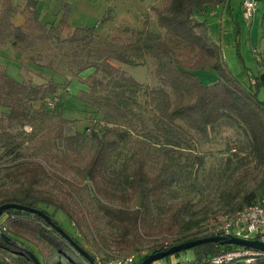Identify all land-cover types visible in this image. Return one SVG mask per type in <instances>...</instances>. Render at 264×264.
Returning <instances> with one entry per match:
<instances>
[{
	"label": "trees",
	"instance_id": "obj_1",
	"mask_svg": "<svg viewBox=\"0 0 264 264\" xmlns=\"http://www.w3.org/2000/svg\"><path fill=\"white\" fill-rule=\"evenodd\" d=\"M2 1L0 107L10 109L7 118H26L27 115L16 111L14 103L19 104L23 101V96L41 99L48 88L54 91L59 83L53 81L54 83L41 86L25 84L11 77L7 71L1 69V47L10 42L19 57L28 55L32 64L44 68L39 60L35 59H40L43 55L40 48L55 43L69 44L77 48L73 55L79 72L94 69L85 80L89 91H83L78 99L82 101L85 109L93 108L102 113L104 126L91 133L67 135L65 125L74 124L76 120L60 116L58 119L60 129L54 137L53 144L55 141H62L67 145L64 148L75 154L80 152L88 141L92 142L93 154L87 164L78 167L76 171L83 181H90L96 192L103 195L104 191L98 180L99 174L104 172L122 145L130 147L134 143L136 150L130 157L133 162V173L129 181L130 192L125 195H114V198L127 204L136 199L137 206L135 209L103 206L109 222L125 231V237L118 245L125 243L134 245V239L144 238L142 226L164 222L167 219L171 222L164 223L165 230L168 234L174 235L177 232L175 226L181 224L183 215L192 213L194 205L190 200H184L173 207H169L167 201L173 187L187 181V177L179 168L180 165L172 161L168 148L192 143V132L208 138L211 127L219 124L224 118H231L249 135L251 154L264 167V100L260 98V93L264 89V73L255 76L253 84L245 85L239 81L225 62L221 40L214 36L208 21L199 18L200 11L227 5L230 0H166L163 6L154 9L160 31L154 32L149 28L134 30L126 27L130 32L127 41L118 35L109 39H98L95 27H76L70 38L62 39V29L72 10L71 5L66 2L61 5L63 15L59 24L48 26L36 17L40 1L26 0L21 12L24 24L16 25L11 19L20 12V7L15 5L13 0ZM239 26L238 24V33H241ZM262 26L264 28V17ZM82 52L85 53L82 55ZM138 56H149L155 60L161 87L151 88L144 85L113 63L140 64L135 59ZM261 66L264 68V55ZM204 70L214 71L218 79L212 83H205L196 73ZM98 73L104 75L97 78ZM140 96H145L154 109L151 119L157 133L149 134L151 140L123 143L119 137L117 139L114 136L115 128L112 125H131L130 119L135 117L134 108L139 105ZM41 116L44 114L41 113ZM31 118L33 119V116ZM2 127L0 118V130ZM162 141L161 148L167 150L164 152L167 161L165 160L157 171L150 173L146 161L152 154L148 148ZM0 142H3L2 146L8 153L15 150L8 131H0ZM65 149H62V152L68 156ZM24 176H29L30 179H23ZM38 176L51 175L39 164L26 167L15 174L12 177L13 183L9 186L0 184V207L6 204H19L44 211L86 250L94 261L81 253L43 216L22 209L8 208L0 215V264H36L31 254L37 257L40 264H110L111 262L98 261L71 231L60 224L56 218L60 210L68 216L71 215L55 197L39 187ZM240 198L234 212L251 205L259 198H264V176L259 187L241 195ZM42 206L53 207L54 212L50 213ZM77 216L78 220H84L81 213H77ZM214 236H217L215 231L200 230L172 239L167 247L163 244L153 245L150 247V254L132 264L142 263L153 253ZM33 246L39 251L37 252ZM240 249L256 254L239 256L223 262L216 261L218 256ZM188 250L192 251L191 256L182 255ZM172 259L176 261L172 262ZM159 261H165V264H264V251L235 244L205 242L168 255ZM151 264H157V261Z\"/></svg>",
	"mask_w": 264,
	"mask_h": 264
},
{
	"label": "rangeland",
	"instance_id": "obj_2",
	"mask_svg": "<svg viewBox=\"0 0 264 264\" xmlns=\"http://www.w3.org/2000/svg\"><path fill=\"white\" fill-rule=\"evenodd\" d=\"M99 1L43 0L39 3L40 10L37 9L36 17L45 25L56 26L63 15L61 5L66 2L72 7L71 14H74L76 8L82 13L81 17H86L85 11L90 7V21L82 27H95L98 39H109L118 35L127 41L130 32L126 27L134 30L149 28L154 32L160 31L154 9L163 6L166 0H116L120 2L119 5L109 7L106 11L104 9L102 12L100 6L109 0ZM243 1L230 0L227 5L200 11L199 18L206 19L214 36L221 40L222 53L228 68L239 81L248 85L253 84L255 76L264 73L261 66L264 55L262 26L264 0H256V10L247 20L243 16ZM13 2L20 7V12L11 20L16 25H22L24 17L21 12L26 0ZM2 4L3 1L0 0V11ZM125 11L130 12V19L127 18ZM223 13L224 18L221 19ZM226 19H229L227 23ZM238 24L241 33H238ZM74 30L66 36L64 27L62 39L70 38ZM10 44L1 51V69L7 71L8 75L25 84L46 86L53 81L59 84L54 91L48 88L41 99L23 96V101L19 104L14 103L16 111L27 115L26 118H7L10 109L0 107L3 126L0 131H8L15 146V150L8 153L2 146L3 142H0V184L9 186L13 183L12 177L24 168L43 165L51 176H38L39 187L55 197L71 215L68 216L60 210L56 214L57 220L71 231L98 261L106 263L132 256L136 263L150 254V247L153 245L163 244L167 247L172 239L200 230L215 231L229 215L239 211L233 210L238 206L241 195L259 187L264 176V167L251 154L249 135L233 119L224 118L219 124L211 127L208 138L192 132V143L168 148L172 161L180 165L181 172L187 177L185 183L173 187L168 195V206L173 207L184 200H190L194 205L192 213L184 214L181 224L175 226L177 232L174 235L166 232L165 224L171 222L167 219L164 222L142 226L144 238L134 239V245L127 243L118 245L125 237V231L109 222L103 206L130 209L137 206L136 199L127 204L114 198V195H125L130 192L129 181L133 173V162L130 157L136 150L134 143L130 147L122 145L104 172L99 174L98 180L104 194H98L93 184L90 181H83L76 171L78 167L85 166L93 154L92 142L88 141L84 148L75 154L65 149L67 145L62 141H55L53 144L54 137L60 129L58 126L60 116L76 120L74 124L65 125L67 135L91 133L104 126L102 113L93 108L85 109L82 101L78 99L83 91H89L85 80L94 69L79 72L73 55L77 48L69 44L55 43L40 48L43 55L40 59H35L39 60L44 68L32 64L28 55H22L17 59L14 52L16 49L12 45L13 50ZM135 59L140 64L113 63L140 83L151 88L161 87L155 60L149 56H138ZM196 73L205 83H212L218 79L217 74L211 70ZM103 75L98 73L97 78ZM260 98L264 100V89L260 93ZM50 103L53 105L50 106ZM138 104L134 108L135 117L130 119L131 125H112L115 128L114 136L117 139L119 137L123 143L151 140L149 134L157 133L151 119L154 109L145 96H140ZM41 113L44 116H41ZM162 146L163 141L148 148L152 154L146 161L150 173L157 171L166 160L164 152L167 150L161 148ZM62 149L69 155L63 154ZM22 178L30 179L29 176ZM42 208L50 213L54 212L53 207ZM77 213H81L84 220H78ZM34 249L39 251L36 247ZM182 255L191 256L192 251L188 250ZM173 261L176 259H172ZM157 264H165V261H157Z\"/></svg>",
	"mask_w": 264,
	"mask_h": 264
},
{
	"label": "built area",
	"instance_id": "obj_3",
	"mask_svg": "<svg viewBox=\"0 0 264 264\" xmlns=\"http://www.w3.org/2000/svg\"><path fill=\"white\" fill-rule=\"evenodd\" d=\"M43 1V0H39ZM257 6L256 0L243 1V16L250 19ZM53 104L50 103V106ZM217 236H232L245 240H252L264 243V198H259L251 205L240 209L233 215H229L226 220L215 230ZM255 252L238 250L227 252L216 258L217 262H223L239 256L254 255ZM134 257H128L112 261L110 264H132Z\"/></svg>",
	"mask_w": 264,
	"mask_h": 264
},
{
	"label": "water",
	"instance_id": "obj_4",
	"mask_svg": "<svg viewBox=\"0 0 264 264\" xmlns=\"http://www.w3.org/2000/svg\"><path fill=\"white\" fill-rule=\"evenodd\" d=\"M8 208H17V209H22L25 211H29V212H34L37 213L41 216H43L47 222L52 225L57 231H59L66 239H68L73 245H75L77 247L78 250L81 251V253H83L84 255H86L90 260L94 261V258L86 251L84 250L81 246H79L67 233L66 231L61 228L60 226H58L53 220L52 218L47 215L44 211L39 210V209H33L27 206H23V205H19V204H6L2 207H0V215L2 214V212ZM205 242H217L220 244H235V245H239V246H246V247H252V248H256V249H260L264 251V243L258 242V241H252V240H245V239H241V238H237V237H232V236H214V237H208L205 239H199L196 241H189L183 244H180L178 246H175L167 251L164 252H159V253H153L151 255H149L147 258L144 259V261L140 264H151L155 261H159L162 258L168 256V255H172L174 253L177 252H181L182 250H187L190 249L192 247H195L201 243H205ZM31 256L33 257L34 261L36 264H40L39 260L37 259V257H35L33 254H31Z\"/></svg>",
	"mask_w": 264,
	"mask_h": 264
},
{
	"label": "crops",
	"instance_id": "obj_5",
	"mask_svg": "<svg viewBox=\"0 0 264 264\" xmlns=\"http://www.w3.org/2000/svg\"><path fill=\"white\" fill-rule=\"evenodd\" d=\"M101 1V0H100ZM99 1V2H100ZM119 3L120 2H116V0H109L107 3H105V4H103L102 5V7L100 6V9H101V12L105 9V11L109 8V7H113V6H115L116 7V5H119ZM115 4V5H114ZM81 7H83V6H81ZM40 8V5L38 6V9ZM79 9V8H78ZM40 10V9H39ZM76 8H75V12H74V14L72 13H70V15H71V17H69V19H68V21H67V23H66V26H64L65 27V34H66V36L67 35H69L70 34V32H71V30H74V29H76L75 27H78V26H80V27H82L83 25H85L86 24V22H88V21H90V7H88V9H86V17H81L82 16V13H80L79 11L80 10H77V12H76ZM104 11V12H105ZM130 12H128V11H125V14L128 16H126L128 19H130L131 17H130V14H129ZM224 18V13H223V15H222V18L221 19H223ZM222 21V20H221ZM226 21V23L229 21V19H226L225 20ZM232 24V23H231ZM233 25V24H232ZM232 25H230V27L232 26ZM234 26V25H233ZM10 44V43H9ZM8 43H6L5 45H4V47H2L1 48V51L3 50V48H5L6 46H8L9 45ZM10 47H12V44H10ZM12 49H13V47H12ZM14 50V49H13ZM15 52V54H16V56H17V59H19V56H18V54H17V52L16 51H14ZM19 61V60H18ZM20 63V62H19ZM21 66H22V64H20ZM6 67H8V65L6 66Z\"/></svg>",
	"mask_w": 264,
	"mask_h": 264
}]
</instances>
